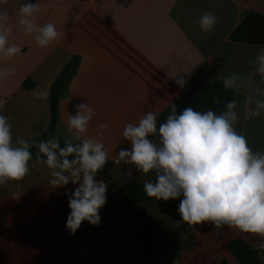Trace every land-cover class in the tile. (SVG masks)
<instances>
[{
    "label": "crops",
    "instance_id": "0c3cea01",
    "mask_svg": "<svg viewBox=\"0 0 264 264\" xmlns=\"http://www.w3.org/2000/svg\"><path fill=\"white\" fill-rule=\"evenodd\" d=\"M251 13L264 0H0V264H108L115 238L126 264H241L233 241L264 264V46L230 38ZM73 58L51 133V87ZM197 80L241 96L237 155L198 148L180 102ZM54 140L109 174L29 158ZM132 182L151 201L117 228ZM139 208L162 245L146 260Z\"/></svg>",
    "mask_w": 264,
    "mask_h": 264
},
{
    "label": "trees",
    "instance_id": "16d2710c",
    "mask_svg": "<svg viewBox=\"0 0 264 264\" xmlns=\"http://www.w3.org/2000/svg\"><path fill=\"white\" fill-rule=\"evenodd\" d=\"M230 38L236 43L264 46V16L257 13L247 15ZM79 64V59L73 58L61 71L51 87V133L54 132L58 123L60 101L72 82ZM33 87L34 84H31L30 81L24 83V88L28 91L32 90ZM180 102L200 150L212 143L213 147L207 152L212 157L228 158L238 154L240 148L238 131L230 133L225 124L226 122L234 124L239 110L238 106L243 102L240 95L229 90L223 84H210L197 80L187 92L181 95ZM29 158L74 161L81 163L93 173L105 176L109 174L107 168L102 167L96 159L88 156L81 147L72 146L62 141L54 140L51 148L33 151L29 154ZM9 163L13 162H6V164ZM146 201H151V198L145 197L141 185L134 182L130 183L122 207L123 215L118 221L117 228L123 224L131 206ZM131 235L144 243L140 255L143 260L156 256L162 249L159 232L153 217L141 208L134 212ZM228 249L241 264H262L258 253L249 249L241 241L231 242ZM112 250L115 257L108 264H123L122 258L118 259L119 247L116 238L112 242ZM122 252L127 253L128 250L122 249Z\"/></svg>",
    "mask_w": 264,
    "mask_h": 264
},
{
    "label": "rangeland",
    "instance_id": "374dc122",
    "mask_svg": "<svg viewBox=\"0 0 264 264\" xmlns=\"http://www.w3.org/2000/svg\"><path fill=\"white\" fill-rule=\"evenodd\" d=\"M238 109H239V106H238ZM238 117H239V110H238V113L236 114V119L234 120V124H230L231 122H226L225 126L227 129H235V127L237 126V121H238Z\"/></svg>",
    "mask_w": 264,
    "mask_h": 264
},
{
    "label": "built area",
    "instance_id": "2783aa9c",
    "mask_svg": "<svg viewBox=\"0 0 264 264\" xmlns=\"http://www.w3.org/2000/svg\"><path fill=\"white\" fill-rule=\"evenodd\" d=\"M124 254V253H123ZM125 255H119L118 256V259H121L122 258V261H123V264H126V259L124 258Z\"/></svg>",
    "mask_w": 264,
    "mask_h": 264
},
{
    "label": "water",
    "instance_id": "95a60500",
    "mask_svg": "<svg viewBox=\"0 0 264 264\" xmlns=\"http://www.w3.org/2000/svg\"><path fill=\"white\" fill-rule=\"evenodd\" d=\"M27 158H24L22 161H25Z\"/></svg>",
    "mask_w": 264,
    "mask_h": 264
}]
</instances>
